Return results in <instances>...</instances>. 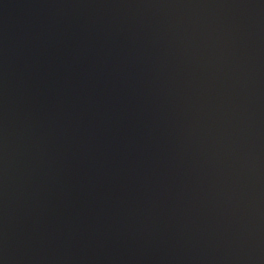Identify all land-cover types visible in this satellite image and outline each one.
I'll use <instances>...</instances> for the list:
<instances>
[{"label":"water","instance_id":"95a60500","mask_svg":"<svg viewBox=\"0 0 264 264\" xmlns=\"http://www.w3.org/2000/svg\"><path fill=\"white\" fill-rule=\"evenodd\" d=\"M0 264H264V0H0Z\"/></svg>","mask_w":264,"mask_h":264}]
</instances>
